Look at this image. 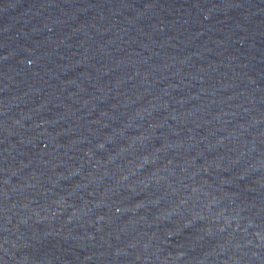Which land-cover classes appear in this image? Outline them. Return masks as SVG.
Instances as JSON below:
<instances>
[{"label": "water", "instance_id": "1", "mask_svg": "<svg viewBox=\"0 0 264 264\" xmlns=\"http://www.w3.org/2000/svg\"><path fill=\"white\" fill-rule=\"evenodd\" d=\"M0 264H264V0H0Z\"/></svg>", "mask_w": 264, "mask_h": 264}]
</instances>
